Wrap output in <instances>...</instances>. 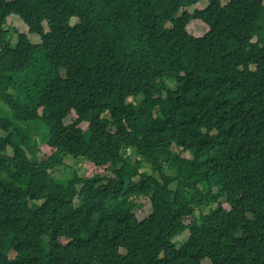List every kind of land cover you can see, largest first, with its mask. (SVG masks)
<instances>
[{
  "label": "trees",
  "instance_id": "obj_1",
  "mask_svg": "<svg viewBox=\"0 0 264 264\" xmlns=\"http://www.w3.org/2000/svg\"><path fill=\"white\" fill-rule=\"evenodd\" d=\"M207 1L0 0V264H264V0Z\"/></svg>",
  "mask_w": 264,
  "mask_h": 264
},
{
  "label": "rangeland",
  "instance_id": "obj_2",
  "mask_svg": "<svg viewBox=\"0 0 264 264\" xmlns=\"http://www.w3.org/2000/svg\"><path fill=\"white\" fill-rule=\"evenodd\" d=\"M228 2H229V0H223L224 4H226ZM207 5H208L207 0H200V3L197 6L188 9V11L192 13L195 9H204ZM261 17L264 18V11L259 15L257 24L253 25V27L250 29L255 38H257V36L259 34H261V32L264 31V20H262V22H259V19ZM75 22H76V18H73L72 24H74ZM170 25L171 24H168V26H170ZM5 29L9 31L10 38H13V40H12V41H14V42H12L13 44L15 43V40H16V32L27 34L30 41L34 44H39L41 42V38L39 35L28 33V27L16 15H11L7 19V24L5 26ZM45 30L46 31L48 30L46 25H45ZM188 30L192 35H194L196 37H201L208 32L209 27L205 23H203L202 21L195 20V21H192L190 23V25L188 26ZM168 84L171 88H176V83L174 81H169ZM132 101H133V98H130L128 100V102H132ZM133 103H135V101H133ZM71 117L74 119L76 117L75 113H72ZM72 118L67 119L66 121L63 122V124L71 123ZM81 128L83 130H88L89 124L83 123L81 125ZM52 152H53V150L49 146L41 145V147H40V158L42 159V158L48 157ZM133 157H135V156L133 155L132 158ZM185 157L190 158L191 156L188 153H186ZM65 163L68 167L73 168L80 176H83V177H94L96 175H102L103 176V174L108 171V170H106V168H98L93 163L88 162L82 158L70 157L68 160H66ZM142 171L143 172L144 171L151 172L150 165L147 163H144L142 166ZM52 175H53L54 179H63L64 180L65 178L67 179V178L73 176V173L71 171H68L64 167H60V168L54 170L52 172ZM199 199H200V197H197V200H199ZM136 202L139 205V207L136 210L139 219H144V218L148 217L152 212V205H151L150 200L148 198H142V199L137 200ZM76 205L77 206L80 205V201L78 199L76 200ZM215 206H213V207H215ZM224 207L229 209V206L226 204H224ZM196 212H197L198 216L201 218L202 216H206V215L210 214V208L199 207L196 209ZM188 237H189V231H185L181 236L176 237L174 242H176L178 247H181L184 243H186V241L188 240ZM60 242L63 244L68 243V241L65 239H61ZM207 263H209V261H207Z\"/></svg>",
  "mask_w": 264,
  "mask_h": 264
},
{
  "label": "clouds",
  "instance_id": "obj_3",
  "mask_svg": "<svg viewBox=\"0 0 264 264\" xmlns=\"http://www.w3.org/2000/svg\"><path fill=\"white\" fill-rule=\"evenodd\" d=\"M222 2H223V0H222ZM226 4H227V3H226ZM197 5H198V4H197ZM197 5H196V6H197ZM206 7H207V6H206ZM206 7H205V8H206ZM205 8H204V9H205ZM203 23H204V22H203ZM189 25H190V24H189ZM206 25H207V24H206ZM207 26H208V25H207ZM208 27H209V26H208ZM188 31H189V30H188ZM208 32H209V30H208ZM208 32H207V33H208ZM207 33H206V34H207ZM190 34H191V33H190ZM203 36H204V35H203ZM201 37H202V36H201ZM256 39H257V38H255L254 41H256ZM128 151H129V153L131 152V150H128ZM185 154H186V153H185ZM185 154L183 155L184 157H185ZM188 154H189V153H188ZM189 155H190V154H189ZM186 158H189V157H186ZM190 158H191V157H190ZM96 167H97V166H96Z\"/></svg>",
  "mask_w": 264,
  "mask_h": 264
}]
</instances>
